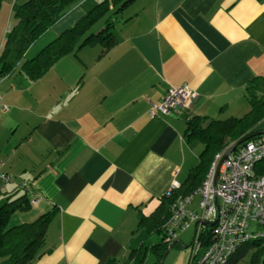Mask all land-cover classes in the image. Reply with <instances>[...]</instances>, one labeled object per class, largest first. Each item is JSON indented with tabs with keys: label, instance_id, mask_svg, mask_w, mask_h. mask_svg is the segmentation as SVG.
Segmentation results:
<instances>
[{
	"label": "crops",
	"instance_id": "0c3cea01",
	"mask_svg": "<svg viewBox=\"0 0 264 264\" xmlns=\"http://www.w3.org/2000/svg\"><path fill=\"white\" fill-rule=\"evenodd\" d=\"M95 1L70 5L22 63ZM123 15L107 52L83 47L35 82L18 69L0 80V172L17 186L27 183L19 191L0 180V200L13 194L30 201L11 216L13 226L53 213L33 264L126 262L142 216L199 162L202 144L186 138V119L243 117V90L264 75L258 0H139ZM183 85L196 94L188 113L149 117L170 87ZM180 244L176 238L171 250Z\"/></svg>",
	"mask_w": 264,
	"mask_h": 264
},
{
	"label": "trees",
	"instance_id": "16d2710c",
	"mask_svg": "<svg viewBox=\"0 0 264 264\" xmlns=\"http://www.w3.org/2000/svg\"><path fill=\"white\" fill-rule=\"evenodd\" d=\"M75 1L29 0L21 5L14 3L12 14L16 24L7 32L0 54V80L18 69L29 82H35L60 58L75 55L83 47L100 46L103 52H107L116 44V25L125 21L123 14L139 0H102L71 28L22 63L34 41L59 21ZM258 1L264 4V0ZM1 3L2 0L0 6ZM102 19H105L102 28L93 31V27ZM243 94L249 110L241 118L215 120L191 116L186 119V138L202 144L198 164L188 172L178 189L163 195L155 210L142 216L127 261H110L107 264H145L149 255L156 257L154 264H157L170 244L173 243L171 248L176 244V239L171 240L164 229L176 201L194 194L202 186L216 154L234 143L241 142V146L264 135H255L264 131L258 128L264 122V75L252 78ZM254 170L256 175L264 177V160L255 164ZM29 208L30 201L25 195L15 198L13 194L7 195L0 202V264H33L43 254L46 230L53 213L44 214L32 223L8 227L14 213ZM245 257H248L247 264H264V239L241 241L225 264H239Z\"/></svg>",
	"mask_w": 264,
	"mask_h": 264
},
{
	"label": "built area",
	"instance_id": "2783aa9c",
	"mask_svg": "<svg viewBox=\"0 0 264 264\" xmlns=\"http://www.w3.org/2000/svg\"><path fill=\"white\" fill-rule=\"evenodd\" d=\"M196 94L187 85L170 87L159 104H152L148 115L186 114ZM216 154L202 186L192 195L179 198L164 229L171 240L195 224L190 264H225L243 240L264 239V177L254 166L264 160V135L238 146L225 158L228 149ZM224 158V159H223ZM0 180L14 183V178L0 172ZM22 189L27 183H20ZM179 188L174 183L170 191ZM199 209H191L195 196ZM37 200L32 201L36 204ZM258 227L253 234L249 225ZM202 253L199 261L198 255Z\"/></svg>",
	"mask_w": 264,
	"mask_h": 264
},
{
	"label": "rangeland",
	"instance_id": "374dc122",
	"mask_svg": "<svg viewBox=\"0 0 264 264\" xmlns=\"http://www.w3.org/2000/svg\"><path fill=\"white\" fill-rule=\"evenodd\" d=\"M15 1L16 0H12L13 3H15ZM19 1H20L19 3L22 2V0H19ZM27 1H29V0H26L24 2L26 3ZM84 1H87V0H84ZM100 1H102V0L95 1V3H93V5L88 10L93 8ZM5 2H6V0H2V3H1L2 6H0V41L2 42V38L4 37L3 38V40H4L3 46L5 45L6 38H7V28L9 27V29H8V31H9L13 27V22H14V20H13L14 17L9 15L10 14L9 8L6 9V6L5 7L3 6ZM7 2H9V0ZM24 2H23V4H25ZM129 11H131V10H129ZM112 19H115V17H112ZM104 23H105V19H102L98 24H96L93 27V31H96V30H99L100 28H102ZM39 44L40 43L37 44L35 49L33 48L32 51L28 53V56H27L28 58L35 56L37 54V52H39V50L41 49V47H38ZM36 48H37V51H36ZM38 48H40V49H38ZM3 49H4V47H3ZM13 184H14V187L21 188L20 186L16 185L17 183H13ZM19 191H22V188ZM2 201L3 200H0V202H2ZM199 202H200V198H199V196L196 195L194 197L193 206H191V208L196 209V210L199 209ZM15 217L16 216H13L9 220L8 227L13 226V223L15 221ZM249 226H250L249 227L250 234H253L252 229H253V231H257V229H258V227L253 225V224H250ZM194 232H195V224L191 223L186 230H184L181 233H178L177 238H178V240L181 241V244H180L181 246H179V248H173V250H170V252L166 256L163 264H190L191 263V261H192V241H193V237H194ZM201 257H202V253H200L198 255L195 262L199 261L201 259ZM153 261H154V256L150 255L147 257L145 264H153ZM247 263H248V257H245L241 262H239V264H247Z\"/></svg>",
	"mask_w": 264,
	"mask_h": 264
},
{
	"label": "water",
	"instance_id": "95a60500",
	"mask_svg": "<svg viewBox=\"0 0 264 264\" xmlns=\"http://www.w3.org/2000/svg\"><path fill=\"white\" fill-rule=\"evenodd\" d=\"M261 134H264V131H261V132H259V133H256L255 135H261ZM240 144H241V142L234 143V144L228 149V151H227L226 155L224 156V158H225L229 153H231L232 151H234V150H235ZM224 158H223V159H224ZM172 244H173V243H172ZM172 244H170L169 249L165 252V254L163 255V257L161 258V260H160L157 264H163V262H164L166 256L168 255V253H169L170 250H171V246H172Z\"/></svg>",
	"mask_w": 264,
	"mask_h": 264
}]
</instances>
